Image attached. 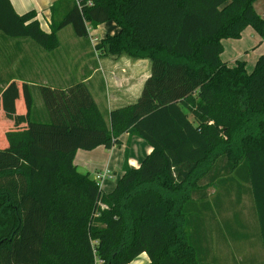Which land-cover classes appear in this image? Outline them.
Listing matches in <instances>:
<instances>
[{
    "label": "trees",
    "instance_id": "obj_1",
    "mask_svg": "<svg viewBox=\"0 0 264 264\" xmlns=\"http://www.w3.org/2000/svg\"><path fill=\"white\" fill-rule=\"evenodd\" d=\"M254 1L56 0L46 31L35 10L20 15L0 0L5 35L52 50L67 25L88 37L114 21L120 31L96 48L151 60L138 100L109 122L82 81L40 87L47 122L32 119L28 84L9 83L0 99L10 118L0 114V264H128L143 252L148 264H204L197 220L219 172L236 170H246L264 250V54L251 73L221 58L223 39L247 26L264 37ZM124 132L152 151L139 167L126 160L105 193L78 170L76 151L120 146Z\"/></svg>",
    "mask_w": 264,
    "mask_h": 264
},
{
    "label": "crops",
    "instance_id": "obj_2",
    "mask_svg": "<svg viewBox=\"0 0 264 264\" xmlns=\"http://www.w3.org/2000/svg\"><path fill=\"white\" fill-rule=\"evenodd\" d=\"M10 1L20 15L35 10L42 28L50 31L51 6L56 0ZM253 4L264 18V0H255ZM62 14L60 12L57 17ZM71 27L67 25L58 31L59 43L52 50L45 49L30 37H11L0 32V99L9 83L24 81L28 84L32 97V119L47 122L50 121V114L40 87L49 85L67 88L73 82L82 81L90 89L98 110L109 122L112 110L138 100L151 76V60L107 54L96 48V43L92 41L94 37L101 41L106 35H115L120 31L114 21L90 28L88 37L77 36ZM223 45L222 60L229 66L244 62L249 73L254 70L258 58L264 54V37L252 26H247L238 39H223ZM14 91L16 90H11L10 95ZM17 102L19 107L22 100ZM6 112V109H0V114L5 116L4 122L8 118ZM4 122L0 120V128L4 126ZM20 136L18 133L17 137ZM120 139V146L111 149L100 145L76 151L74 163L80 172L89 173L94 178L97 172L109 170V176L104 179L101 187L105 193L116 187L123 175L126 160L129 165L139 167L152 151V146L137 135L124 132ZM218 178L220 179H216L208 189V202L203 204L202 217L197 220L196 248L202 262L234 264L235 259L232 262L231 257L236 250L244 255L243 261L239 259V263L264 264V250L262 243H259V223L257 222L258 231L251 228L256 209L251 185L246 179V170L228 173L220 171ZM243 241L246 242L244 249L238 250L236 246H240ZM225 242H229L228 245ZM149 262L148 254L143 252L128 264Z\"/></svg>",
    "mask_w": 264,
    "mask_h": 264
},
{
    "label": "rangeland",
    "instance_id": "obj_3",
    "mask_svg": "<svg viewBox=\"0 0 264 264\" xmlns=\"http://www.w3.org/2000/svg\"><path fill=\"white\" fill-rule=\"evenodd\" d=\"M72 28V27H71ZM66 43H67V41L66 40H64ZM64 42V43H65ZM256 215H257V213L255 214V216H254V223H252L251 225V228H252V230L253 231H255L256 229H257V231H258V221H257V217H256ZM230 241V240H229ZM228 243L229 242H227V244H226V242H225V244L226 245H228ZM245 241H243V242H240V246H236L237 248H238V250H241V249H244V247H245ZM259 243H261V240H260V242ZM235 255H238L237 257L235 256ZM243 254L242 253H239V252H237L236 250L234 251V256L233 257H231V260H232V262H233V260L235 259V261L233 262L234 264H241V263H239L240 261H239V259H242V261H243ZM237 260H238V262H237Z\"/></svg>",
    "mask_w": 264,
    "mask_h": 264
},
{
    "label": "built area",
    "instance_id": "obj_4",
    "mask_svg": "<svg viewBox=\"0 0 264 264\" xmlns=\"http://www.w3.org/2000/svg\"><path fill=\"white\" fill-rule=\"evenodd\" d=\"M92 41H93L94 43H98V42H99V39H98L97 37H94V38L92 39ZM108 176H109V170H108V169H106V170H104V171H102V172H97V173H96V175H95L94 178L97 180V182H98L100 188H101L102 185H103V181H104V179H105L106 177H108Z\"/></svg>",
    "mask_w": 264,
    "mask_h": 264
}]
</instances>
